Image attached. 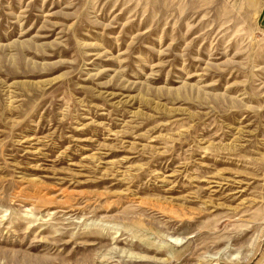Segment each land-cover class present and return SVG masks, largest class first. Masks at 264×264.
<instances>
[{"label": "rangeland", "instance_id": "obj_1", "mask_svg": "<svg viewBox=\"0 0 264 264\" xmlns=\"http://www.w3.org/2000/svg\"><path fill=\"white\" fill-rule=\"evenodd\" d=\"M263 0H0V264H264Z\"/></svg>", "mask_w": 264, "mask_h": 264}, {"label": "crops", "instance_id": "obj_2", "mask_svg": "<svg viewBox=\"0 0 264 264\" xmlns=\"http://www.w3.org/2000/svg\"><path fill=\"white\" fill-rule=\"evenodd\" d=\"M260 19L264 23V0L261 3V8H260Z\"/></svg>", "mask_w": 264, "mask_h": 264}]
</instances>
